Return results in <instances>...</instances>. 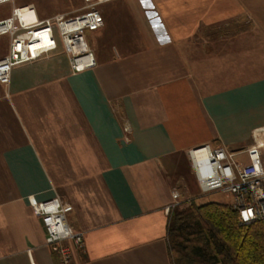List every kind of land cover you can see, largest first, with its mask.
<instances>
[{"label": "crops", "instance_id": "0c3cea01", "mask_svg": "<svg viewBox=\"0 0 264 264\" xmlns=\"http://www.w3.org/2000/svg\"><path fill=\"white\" fill-rule=\"evenodd\" d=\"M87 2L95 66L62 52L0 83V264H60L32 209L53 197L83 234L74 264H169L187 151H239L264 126V0Z\"/></svg>", "mask_w": 264, "mask_h": 264}, {"label": "built area", "instance_id": "2783aa9c", "mask_svg": "<svg viewBox=\"0 0 264 264\" xmlns=\"http://www.w3.org/2000/svg\"><path fill=\"white\" fill-rule=\"evenodd\" d=\"M11 4L8 15L0 18V36L8 37L7 52L0 57V83L7 84L12 67L31 62L61 48L71 73L95 66L93 51L85 39V31L103 26L99 11L93 6L75 15L56 14L39 17L32 5ZM252 143L239 151L208 144L187 151L201 193L220 191L231 198L241 223L264 219V126L251 131ZM174 205L188 201L172 191ZM70 208L58 197L34 203L33 211L41 217L45 243L60 264H74L72 246L83 250V234L68 224L65 213Z\"/></svg>", "mask_w": 264, "mask_h": 264}, {"label": "trees", "instance_id": "16d2710c", "mask_svg": "<svg viewBox=\"0 0 264 264\" xmlns=\"http://www.w3.org/2000/svg\"><path fill=\"white\" fill-rule=\"evenodd\" d=\"M166 239L169 264H264V219L241 223L231 204L174 205Z\"/></svg>", "mask_w": 264, "mask_h": 264}, {"label": "rangeland", "instance_id": "374dc122", "mask_svg": "<svg viewBox=\"0 0 264 264\" xmlns=\"http://www.w3.org/2000/svg\"><path fill=\"white\" fill-rule=\"evenodd\" d=\"M87 1L88 0H14V4L15 5H25V4L32 5L35 8L36 13L39 17H47V16L56 15V14H61L67 17L70 15H75L77 13H80L89 6H93L94 8L99 10L100 8L99 4L94 5V3L92 2L90 3ZM10 8H11V4L9 3L0 4V17L8 15L10 12ZM100 13L102 15L101 11ZM91 34L92 32L85 31V39L87 42H89V38ZM0 38L2 39L0 40V50H2L6 45V42L4 39H7V36L6 35L0 36ZM91 49L93 51L92 47ZM59 53H62V50L60 47L58 51L48 56L55 55V57H58ZM188 166H189V170L186 166H181V171L184 176V181L186 182L190 193L194 194L193 197L195 198L197 203H205L209 201L226 203V204L231 203L230 196L220 191H211L208 193H201L198 188L196 177L193 172L191 164L188 163ZM189 198L190 197L183 198V199H189Z\"/></svg>", "mask_w": 264, "mask_h": 264}]
</instances>
